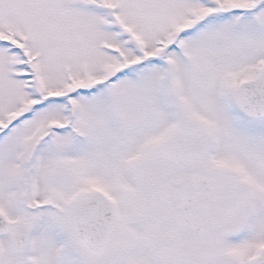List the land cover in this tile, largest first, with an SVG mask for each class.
Returning a JSON list of instances; mask_svg holds the SVG:
<instances>
[{"label":"snow or ice","instance_id":"6c2138e0","mask_svg":"<svg viewBox=\"0 0 264 264\" xmlns=\"http://www.w3.org/2000/svg\"><path fill=\"white\" fill-rule=\"evenodd\" d=\"M0 264H264V0H0Z\"/></svg>","mask_w":264,"mask_h":264}]
</instances>
